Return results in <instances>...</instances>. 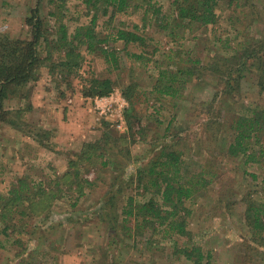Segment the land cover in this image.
I'll list each match as a JSON object with an SVG mask.
<instances>
[{"label": "rangeland", "instance_id": "1", "mask_svg": "<svg viewBox=\"0 0 264 264\" xmlns=\"http://www.w3.org/2000/svg\"><path fill=\"white\" fill-rule=\"evenodd\" d=\"M228 1H218L213 24L192 25L185 39L175 42L157 26L151 10L143 20V8L134 9L132 5L125 12L102 14L87 7L83 0L63 1L61 14L70 33L75 27L88 24L95 12V30L99 34L106 36L117 28L137 24V32L146 41L144 46L115 41L113 47L118 50L119 63L116 69L110 68L102 56L90 54L81 46L80 68L67 72L55 65L61 52L53 50L39 68V75L47 72L50 76L38 84L39 76L25 85L24 91V87L19 88L18 96L5 99L3 108L8 112L0 119V194H7L17 179L23 178L37 191L52 189L55 195L48 192L36 198L34 210L26 208L24 216L15 213L8 222L16 225L8 228L6 234L0 220V264H192L181 251L173 253L169 241L159 239L153 243L156 247L148 249L139 241L135 247V243L123 239L119 228L111 230L108 222L99 220L100 201L117 177L118 168L128 162L126 159L111 151L114 164L103 171L77 159L85 144L103 139V134L126 135L124 112V123L119 127L120 101H114L123 97L125 108L128 107L122 90L130 82L135 83V108L140 117L134 125L142 127L144 135L134 134L136 141L129 144L124 182H130L137 167L162 146L179 151L189 171L202 170L209 179L201 195L188 203L192 208L188 229L192 242L203 252L201 264H264V231L259 237L245 219L250 199L264 205V154L258 156L259 162L245 164L243 157L225 152L232 137V120L248 108H264V90L256 83L257 70L249 59L245 70L234 72L235 81L243 74L240 84L232 81L230 88L225 86L222 74L212 70L215 63L218 70H223L233 47L242 42L254 43L264 34V0ZM153 2L155 7L160 6L165 19L175 16L172 0ZM52 8L54 3L48 0H0V33L12 38L29 37L25 20L33 10L53 30L54 17L47 14ZM40 49L45 56L43 43ZM133 53H142L144 59L134 58ZM185 66H193L194 70L192 74H179L186 81L174 82L177 95L157 99L152 86L158 71L168 68L175 73L177 67ZM92 76L114 80L111 93L117 94L111 99V107L115 110L100 113L101 108L95 103L98 95L83 94L82 90L91 86L88 78ZM44 89L49 90L51 101L58 105V113L31 111V101L40 102ZM61 121L63 126L59 125ZM168 122L169 129L165 131ZM69 160H76L74 167L69 166ZM75 168L93 180L94 185L84 189L89 194L70 206L78 187L66 172ZM118 180L122 178L119 176ZM139 192L132 191L140 200ZM186 241L185 237L178 238L177 247H190L185 245Z\"/></svg>", "mask_w": 264, "mask_h": 264}, {"label": "trees", "instance_id": "2", "mask_svg": "<svg viewBox=\"0 0 264 264\" xmlns=\"http://www.w3.org/2000/svg\"><path fill=\"white\" fill-rule=\"evenodd\" d=\"M48 1L54 3V8L47 12L49 16L54 17L53 30L45 24L39 12L33 10L32 15L25 20L29 27V37L12 38L0 33V119L8 112L3 108L5 99L18 96L21 88L24 87L22 90L24 91L25 85L39 78V68L52 56L53 50L61 52L60 60L55 65H60L65 71L72 72L81 66L82 55L79 49L81 46H84L90 54L97 53L102 56L112 69L119 66L118 50L113 47L115 41H123L125 45L137 43L144 46L146 37L137 32V24H133L132 28H117L115 32L106 36L96 32L97 14L95 12L88 24L77 26L70 33L63 22V14H61L64 0ZM218 1L172 0L175 16L165 19L160 6L155 7V2L152 3V0H83L87 7L95 11L99 10L102 14L125 12L132 5L134 9L143 8L142 19L144 20L147 12L151 10L158 21L157 26L164 30L173 42L185 39L186 31L192 29V25L206 27L213 24L217 17ZM228 2L232 3L233 0ZM42 43L45 46V56L41 54ZM132 56L136 59H144L142 53H133ZM230 56L229 61L223 64L222 71L218 70L217 63L212 65L213 71L222 74L225 86L227 85L228 88L232 81L236 82V85L240 84L243 74H239L238 81H235L234 72L240 73L243 69L245 70L249 59L250 65L257 70L256 83L260 90H264V34L254 43L242 42L238 47H233V54ZM192 67H177L175 73L168 68L159 70L155 84L152 86L153 91L158 95L157 99L176 96L178 88L175 87L174 82L186 81V78H180L179 74L182 75V71L183 75L192 74ZM88 81L91 86L82 90L85 95L107 96L114 89V80L109 77L95 78L92 76L88 78ZM224 91L227 90L224 88ZM122 94L128 100V107L124 110L128 128L126 135L103 134V139L94 143L88 142L80 154L77 153V159L80 158L91 168L101 171L114 164L110 158L111 151H115V155L119 154L128 161H124V164L118 168L117 177L110 182L105 196L100 201L99 220L108 222L111 230L119 228L123 239L132 241L135 247L139 241L143 242L144 248L148 249L153 245L156 247L153 243L159 239L166 240L171 243L173 253L181 251L186 260H190L192 264H201L204 258L203 252L198 244L192 242L188 229L192 216V208L188 203L201 195L202 187L208 183L209 179L204 175L206 172L189 171L179 151L169 146H162L151 159L137 167L130 182H124V169L128 166L130 159L129 144L135 143L134 134L138 133L143 136L144 131L142 127L135 128L134 125V121L138 123L140 120L135 108L137 102L135 83L130 82L124 87ZM28 107L30 104H27ZM169 125L170 122L164 127L165 131L169 129ZM230 128L232 137L225 152L233 157H243L245 164L259 162L258 156L264 154V108L257 106L248 108L232 120ZM75 162L76 160H69L68 164L74 167ZM76 169L73 172H66L67 175H72V181L78 187L74 200L69 203L70 206H75L79 198L88 195L89 191L84 192V189H89L94 185L93 180H89ZM209 175L212 176L210 173ZM119 176L122 180H118ZM121 181L123 183L119 184ZM135 190H140L139 193L142 196L140 200L135 197ZM52 191V189L49 191L40 189L39 192L26 180L18 178L7 194H0L2 231L6 234L8 228L16 225L8 222L15 213L24 216L26 208L33 211L36 198H41L48 192L55 195ZM245 219L250 223V227L255 229L254 233L261 237L260 233L264 231V205L258 202L254 204V201L250 199L247 202ZM115 237H112L113 241ZM182 237L187 238L185 243L188 244L185 245L190 247L180 249L177 247L178 238Z\"/></svg>", "mask_w": 264, "mask_h": 264}, {"label": "crops", "instance_id": "3", "mask_svg": "<svg viewBox=\"0 0 264 264\" xmlns=\"http://www.w3.org/2000/svg\"><path fill=\"white\" fill-rule=\"evenodd\" d=\"M41 75H40V77H41L40 80H37L38 84H40L41 81H45L47 79L46 77L50 76L47 72H42ZM43 87L45 88V85ZM44 90H45V92L39 96V101L41 100L40 102L31 101V104H32V106L30 108L31 111L33 109H36L37 111L39 110L42 114H44V111L46 110L47 114H49V115H50V111L55 112V114L58 113V109H59L57 107L58 105L54 104V103H56L55 101H53V100L51 101L50 93H48L49 90L48 89H44ZM38 91H41V89H39ZM35 94H37V92H35ZM29 112H30V110H29ZM63 117H64V113H63ZM51 118L54 119V117H51ZM64 119H65V117H64ZM67 120H68V118H67ZM48 121L54 122L56 120H48ZM63 123L64 122L61 121V123L59 125L63 126Z\"/></svg>", "mask_w": 264, "mask_h": 264}, {"label": "built area", "instance_id": "4", "mask_svg": "<svg viewBox=\"0 0 264 264\" xmlns=\"http://www.w3.org/2000/svg\"><path fill=\"white\" fill-rule=\"evenodd\" d=\"M115 94H117V93L116 92L114 94L110 93L107 96H97V98L95 99V103L97 104L98 109L101 108L100 113H106L107 111L115 110V107L114 108L111 107V106H113L112 102L114 101V99L112 101H111V99H112L113 95H115ZM110 101H111V104L109 103ZM117 101H120L118 104L119 106H118L117 110L119 111L118 112V115H119L118 120L121 121V123L118 126L122 127V125L124 123L123 112H124V108L126 107L127 104H126V100L123 97L116 98L114 102H117Z\"/></svg>", "mask_w": 264, "mask_h": 264}]
</instances>
